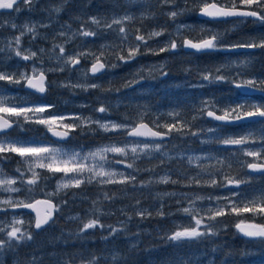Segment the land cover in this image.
Masks as SVG:
<instances>
[{"label":"clouds","instance_id":"9594fccd","mask_svg":"<svg viewBox=\"0 0 264 264\" xmlns=\"http://www.w3.org/2000/svg\"><path fill=\"white\" fill-rule=\"evenodd\" d=\"M9 3L11 7L0 8V30L5 31L0 48L7 51L6 42L11 41L13 52L30 50L27 54L45 73L42 91L24 88L21 96L33 105L40 104L37 97L50 98L46 104L54 111L67 110L66 115L74 117L65 121L71 125L69 134L50 146L68 152L88 153L104 146L109 150L102 160L88 162L97 166L91 182L86 179L92 175L89 172L78 177L77 185L43 170L37 192L51 194L56 205L53 217L35 229L34 219L19 206L16 211L23 214L15 218L23 223L16 226L24 240L10 246L5 243L8 233L0 234V264L6 260L10 264H227L236 255H246L225 239L239 237L247 243L257 238L236 228L244 217L214 216L217 198L222 197L216 193L228 192L220 184L224 173L202 174L207 162L198 168L187 159L202 149L214 151V145L215 150L220 146L200 143L214 139L208 132L214 126L207 117L212 108L194 111L199 102L178 104L171 93L249 80L243 77L254 58L233 55L248 45L232 39L248 20L205 17L197 0H135L132 4L106 0L109 7L92 14V0H82L75 11L73 0ZM21 13L28 15L18 22ZM65 13L68 19L62 20ZM191 15L203 22L187 21ZM185 41L212 43L193 47ZM217 53L224 56L212 63L197 59ZM146 57L152 59L145 61ZM176 106L184 107L181 119L186 131L206 135H169L167 115ZM22 125L21 131L33 130L23 120ZM137 125L160 131L164 139L135 136L132 130ZM45 137L47 131L41 132L40 138ZM113 147L120 151L113 152ZM15 169L27 170V161L17 162ZM101 170L114 175L101 176ZM58 184L69 186L57 192ZM8 199L0 195V201ZM15 200L23 201L25 196ZM12 207L0 204V208ZM193 218L201 223L197 226ZM184 228H196L198 234L176 238L175 233ZM255 242L264 246V237ZM21 248L32 251L22 256Z\"/></svg>","mask_w":264,"mask_h":264},{"label":"snow or ice","instance_id":"6c2138e0","mask_svg":"<svg viewBox=\"0 0 264 264\" xmlns=\"http://www.w3.org/2000/svg\"><path fill=\"white\" fill-rule=\"evenodd\" d=\"M129 4L135 0H128ZM200 15L209 18L242 17L251 19L254 24H264V0H197ZM11 7L9 0H0V8ZM119 23V21H117ZM211 41H200L192 44L185 41V44H192L193 47L210 46ZM248 49H264V35L248 37L245 41ZM5 48H0V195L9 197L0 204H12V209L0 208V234L7 232L9 239L5 241L12 245L15 241L24 240L21 229L16 225L23 223L15 217L23 214L16 211L19 206L30 214L34 219L35 229H40L48 224L54 214L56 205L51 194L37 192L40 187L38 178L42 176L43 170L51 173L61 174L64 179L79 184L83 173H91L86 179L91 182L97 174V166L89 165V161L102 160L104 154L109 150L108 146L96 149L94 152L84 153L68 152L62 149L53 148L52 140H45L38 137L21 139L19 134L12 135L16 129H20L22 120L28 125H43L57 139H63L71 131V125L65 121L74 117L64 114H55L53 106L40 103L31 104L25 96L13 94L12 89L28 88L30 91H42L45 87V73L39 70L36 60L27 54L22 48L13 51L11 41L6 42ZM35 55V54H33ZM29 65L31 67L29 68ZM102 67V65H100ZM96 68V65H93ZM237 89L264 93V80L249 79L236 83ZM218 101L215 99H202L199 106H193L194 111L203 112L204 108L210 107L207 112L209 122H216L214 127L208 130L212 140H201V144L216 143L222 147L214 151L201 150L199 155L187 157L190 164L200 167L202 174L218 176L220 184L228 190V195L217 198V211L214 216L234 215L244 217L236 228L252 237H264V224L247 223L250 219H264V103H237L235 107L225 105L215 107ZM251 109V110H248ZM184 113L183 106H176L169 109L166 125V132L177 137L206 135L204 132L195 133L186 131L181 119ZM164 116V113H160ZM249 121L243 125V121ZM243 127L241 132L226 133L223 130L228 126ZM137 137H153L164 139V134L154 130L147 125H137L133 130ZM139 142V141H137ZM113 152L120 151L113 147ZM13 154L20 159L18 163H28L27 170L15 169L14 174L5 171L4 161L13 158ZM184 157V153H179ZM171 158V157H169ZM227 170V171H225ZM101 176L114 175L100 171ZM26 177H29L26 179ZM111 182V181H110ZM122 182V181H115ZM69 185L58 184L57 192L64 190ZM23 194L25 200H15V197ZM39 195L42 198H31ZM34 214V215H33ZM12 216L9 221L7 217ZM198 226L201 221L195 219ZM179 227V226H178ZM196 228H184L175 233L176 238H192L196 236ZM2 248V245H0Z\"/></svg>","mask_w":264,"mask_h":264},{"label":"trees","instance_id":"16d2710c","mask_svg":"<svg viewBox=\"0 0 264 264\" xmlns=\"http://www.w3.org/2000/svg\"><path fill=\"white\" fill-rule=\"evenodd\" d=\"M79 1L82 2V0H79ZM79 1L73 0V10L74 11L78 10V6L80 4H76V3ZM41 2H43V0H41ZM84 2H86V0H84ZM99 2H106V0H92V5L95 3H99ZM90 7H89V13L91 14L93 11L92 9H90ZM195 18L197 19V15L195 16ZM258 25L259 24L252 23L251 19H248V22L240 29V31L233 34L232 39L238 40L239 42L243 41L247 33L257 30ZM249 54L251 55V57L254 58L253 63L251 65V69L255 73L256 72L261 73V76L264 78V49L257 48V49H251L248 52L238 51L236 53H233V55H240V56L249 55ZM223 56H224L223 53H217L214 56L198 57L197 59L201 64H207L213 61L220 60ZM172 78L180 79V77H172ZM171 96L175 98L178 104H184L187 102L198 103L200 99L215 97V99L218 102H220V105H221L220 107L227 105L228 102L229 104L235 103L234 104V107H235L238 102H241L242 98L243 99L245 98L246 99L247 98L258 99L259 97H262L260 95L246 96L245 94H242L240 91H237L234 88V84H230V83L220 84V85L213 86L210 88H204L202 90L184 88L178 91H173L171 93ZM225 101H228V102L224 104L223 102ZM165 105L169 106V102L167 100L165 101ZM233 127H234L233 129L236 128L235 126ZM247 223L264 224V220H261L260 218L249 219ZM225 239L229 240L230 243L235 247V249L238 250V252L243 251L246 253V255H243V256L236 255L234 260L229 259L227 264H251L254 261L261 260V258H264V246L255 242L257 238H253L252 240H249L247 243L245 242V240L240 239L239 237L234 240H231L230 237L226 236ZM31 251L32 250L30 248L29 249L21 248L20 250L22 256L28 255ZM35 255L37 256L40 255L39 250L35 252ZM5 264H10V260H6Z\"/></svg>","mask_w":264,"mask_h":264},{"label":"rangeland","instance_id":"374dc122","mask_svg":"<svg viewBox=\"0 0 264 264\" xmlns=\"http://www.w3.org/2000/svg\"><path fill=\"white\" fill-rule=\"evenodd\" d=\"M209 2H211V0H209ZM81 3L82 2L79 1L76 4H81ZM108 7H109V5L106 2H99V3L93 4L90 7V9H92V11H93L92 13H94V11H97V10L98 11H104ZM27 15H28L27 13H21L20 16L18 17V22L22 21ZM195 16L196 15H191V16L186 17V19L189 22H197V23L203 22V21L200 20V17H198L196 19ZM36 18H37L36 16H33V19H36ZM67 18H68V15L67 14H62V16H61V19L62 20H66ZM4 35H5V31L0 30V37H3ZM256 35H264V32L261 31V29H259V25L257 26V30L256 31H251V32L247 33L245 39L243 41H240V42L241 43H245L246 38L252 37V36H256ZM41 43H43V42H41ZM25 46H27V39L25 40ZM241 56H244V55H241ZM151 59H152L151 57L144 58L145 61H148V60H151ZM210 59H212V58H210ZM213 62H215V61H213ZM30 66L31 65H29V68H30ZM122 71H124V70H122ZM243 78L244 79H262V80H264V78L261 76V73H259V72H256L255 73L252 69H250V71ZM22 90H23V92H22ZM12 93L13 94L23 95L24 94V89H21V88L12 89ZM211 99H215V97H211ZM227 102L228 101H225L223 103L226 104ZM245 102L251 103V104L258 103V102L259 103H264V98L263 97H259L258 99H252V98H247V99L245 98V99H243L242 98L241 99V102H238V103H245ZM40 103H44V102H40ZM234 104L235 103H230L229 104V102H228L227 105H231L232 107H234ZM218 106L219 107L221 106L220 105V102H218ZM222 107H224V106H222ZM248 110H251V109H248ZM55 114H58V115L59 114H64V115H66L67 114V110L55 112ZM215 123L216 122H214V121L213 122H210V126H214ZM26 127H29V128H31L33 130L21 131L20 129H17L16 130V133H13L12 135L15 136V135L19 134V136H20L21 139H28L30 137H38V138H40L41 132L47 131V137L44 138L45 140H52L53 143H54L55 142V139H57V138L53 137L52 134L43 125H26ZM233 128L234 127L228 126L223 131L226 132V133H235V132H241L243 130V127L236 126L235 129H233ZM216 147L217 146L214 145L213 146V149L215 150ZM219 147H222V146H219ZM19 159L20 158L18 156H16L15 154H13V158L12 159L4 161L3 163H4L5 171L8 172L9 174H14L15 166H16L17 162L19 161ZM8 168H10L11 171H9ZM216 194L217 195L224 196V195H228V192L227 191H218ZM251 264H264V258H261V260L254 261Z\"/></svg>","mask_w":264,"mask_h":264},{"label":"flooded vegetation","instance_id":"af4514ba","mask_svg":"<svg viewBox=\"0 0 264 264\" xmlns=\"http://www.w3.org/2000/svg\"><path fill=\"white\" fill-rule=\"evenodd\" d=\"M259 29H261V31L264 32V24H259ZM23 92V90H22ZM247 96V95H246ZM260 96L264 97V94H261ZM38 102H44V103H47V102H51L50 98L45 100V101H40L39 100V97L36 98ZM59 111H64V110H59ZM59 111H55V112H59ZM249 123H244L243 125H248ZM234 125H231V127H233ZM236 127V126H235ZM17 130V129H16ZM13 133H16V131H14ZM12 133V134H13ZM56 140V139H55ZM9 171H11L10 168H8Z\"/></svg>","mask_w":264,"mask_h":264},{"label":"water","instance_id":"95a60500","mask_svg":"<svg viewBox=\"0 0 264 264\" xmlns=\"http://www.w3.org/2000/svg\"><path fill=\"white\" fill-rule=\"evenodd\" d=\"M199 17V16H198ZM250 49H240L239 51H249ZM239 90H241L242 92H244V93H246V94H248V95H252V94H258L259 92H255V91H249V90H247V89H239ZM244 122H249V121H247V120H245V121H243V123ZM39 198H42V197H38V199ZM34 215V214H33Z\"/></svg>","mask_w":264,"mask_h":264}]
</instances>
